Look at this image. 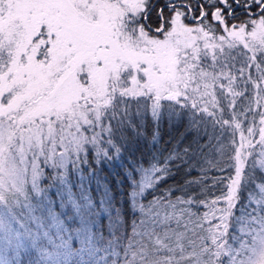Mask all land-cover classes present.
<instances>
[{"label": "snow or ice", "instance_id": "1", "mask_svg": "<svg viewBox=\"0 0 264 264\" xmlns=\"http://www.w3.org/2000/svg\"><path fill=\"white\" fill-rule=\"evenodd\" d=\"M0 264H264V0H0Z\"/></svg>", "mask_w": 264, "mask_h": 264}, {"label": "trees", "instance_id": "2", "mask_svg": "<svg viewBox=\"0 0 264 264\" xmlns=\"http://www.w3.org/2000/svg\"><path fill=\"white\" fill-rule=\"evenodd\" d=\"M105 175H108V172L107 171L105 172Z\"/></svg>", "mask_w": 264, "mask_h": 264}]
</instances>
